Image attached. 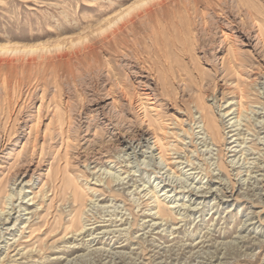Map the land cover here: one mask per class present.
<instances>
[{
	"label": "rangeland",
	"instance_id": "obj_1",
	"mask_svg": "<svg viewBox=\"0 0 264 264\" xmlns=\"http://www.w3.org/2000/svg\"><path fill=\"white\" fill-rule=\"evenodd\" d=\"M133 1L0 0V56L8 45L99 46L101 27ZM247 9L263 33L264 0L230 10V25L213 13L205 42L167 33L168 88L137 60L148 56L145 33L136 59L100 50L81 79L62 77L58 87L28 75L7 84L0 68V264H264V34ZM220 24L233 35L223 37ZM199 96L220 119V143L191 122L190 113L202 121ZM151 120L171 149L168 163L153 145ZM63 178L84 197L83 232H66L74 202L71 194L61 200Z\"/></svg>",
	"mask_w": 264,
	"mask_h": 264
},
{
	"label": "bare ground",
	"instance_id": "obj_2",
	"mask_svg": "<svg viewBox=\"0 0 264 264\" xmlns=\"http://www.w3.org/2000/svg\"><path fill=\"white\" fill-rule=\"evenodd\" d=\"M249 1L250 0H135V1L131 2L128 6L123 7V9L120 8L116 13H114V15H112L110 18H108V21L106 19H104L107 22L103 26L101 25L102 27L99 30L100 33L98 34V35H101L98 38V42L101 43V45L97 46L96 43H88V44L85 43V45L83 47H79V46L75 47L72 51H69L68 48H66V47L65 48L61 47L60 45H57L56 48L53 45V47L55 48L54 50H50V48L48 47L49 50L47 49L45 51H43L42 47H41L42 49L39 50L40 46H38V47L36 46V48H34L35 45L33 46L31 44H26L23 47L22 46L14 47L12 45H8L9 47L6 46L7 48H6V51H5L7 53V57L4 56V58H2V56H0V68L2 69V67H6L7 70H8L7 71L8 73L5 74V76H6L5 77V81L7 82V84L8 83L12 84L14 81L17 80L16 78H18L19 81H23L26 78L25 75H28L29 77H31V76L37 77L38 80H40V82L43 81V83L45 85L46 84L48 85L49 80L50 81L54 80L55 84L57 85L56 87H58L59 84H60L59 80L62 79V77H63V79L66 78L65 81H67V80H69V81L70 80H76L77 78H80L81 77L80 70H82V68H84L86 66H90L91 65V63H90L91 61H93V62L98 61V58H99V55H100L99 54L100 50H108L109 51L111 49L112 51L114 50L115 52H122L125 57L128 56V57H130V59L132 57H134L136 59V57L134 55L137 52L136 50H137L138 46H140V45L142 46V44L145 42V41L142 42V34L144 35V33H145V36L149 40V41H146V47H148V48L150 47L149 50H148V56H146V58H143V59L140 57L141 60H139V57H138L137 60L140 61L141 64H142V62L144 63L143 66H142L143 68L146 67V68L150 69V71L152 70V73H153L152 75L153 76H155V72H157L158 75L155 76L156 77L155 79H157V81H162L161 84H162L163 88H168L167 87L166 78H165L167 76L166 73H165L166 75L163 78V75H164L163 73L165 71V67L163 66L164 64L163 65L161 64L162 61L167 63V59H166V61L163 60V59L168 58V54H169V51H168L169 49H167V46H168L167 39L165 38V35L174 34L177 37H179V40L181 42H182V40H184L185 42L186 41L188 42L191 38L194 40V44H196V42L198 43L199 41L202 42L203 39H205L204 36L206 35V36L209 37L210 34H211L212 29L216 28V26L214 28L213 27L211 28V26L209 25V20H208L209 16H211L213 13L218 15V16H219V13H221V15L222 14L225 15L227 13H230V10H232L233 8H237L238 11H244L246 5L248 6ZM247 13L254 20V22L252 21L254 23V25L257 26L258 30H260V32L262 33V28L263 27H262V25L260 23V18H259L260 16L258 17V13L256 14L255 11L252 12L250 9H247ZM225 16H227V15H225ZM169 18L170 19L173 18V19H171L169 21V24H168L167 21L169 20ZM197 19L200 21V25L202 26V30H200V31L197 29V26H198L197 25L198 24L197 23L198 22ZM226 19H227V23H229V25L233 24V20H231V16L226 18ZM211 21H212V19H211ZM241 21L243 23H245L244 18L241 19ZM100 24H102L101 21H100ZM217 27L222 32L223 37L225 36L226 38L227 37L229 38L230 36L233 35V34H229V33L226 32V27L224 25L220 24ZM201 31H202V33H201ZM263 34H264V31H263L262 35ZM144 39H145V37H144ZM77 40H78V38H77ZM185 42H183L182 45L186 44ZM190 42H191V40L189 41V43ZM203 42H205V41H203ZM228 42L226 41L225 43H228ZM229 44H231V43H229ZM42 45H44V44H42ZM74 45L76 46L77 44H74ZM146 47H144V48H146ZM229 47H231V45H229ZM44 49H45V47H44ZM229 51H230V49H229ZM1 52H2V47L0 45V55H1ZM227 53H229V52H227ZM147 63H148V65H147ZM238 63L239 62H237V64ZM161 65L164 67V69H163V67H161ZM133 66L131 67L132 70H130V71H133L136 74L139 73L142 70V69H140L139 71H137V70L134 71L133 68L135 69V68H137V66L136 67H133ZM86 69H87V67H86ZM89 69H91V68L89 67ZM2 72H4V71L2 70ZM240 75H241V73H240ZM29 77H28V79H30ZM62 83H64V82H62ZM50 84H52V83H49V85ZM239 84H237V86H239ZM13 85H17V84H13ZM67 85H68V83H67ZM124 85L126 86V84H124ZM125 86H123V88ZM5 87H6V85H5ZM242 87H244V86H242ZM242 87H239L240 91H238V92H241V98L240 99H242L244 95L246 96L245 93H247V92H245L247 90L242 88ZM60 88H62V87H60ZM42 89L44 90V88H42ZM44 92H45V90H44ZM122 92L127 97V94L129 93V91H128V93H127V90H123ZM56 93H57V90H56ZM143 94H146L145 96L147 97V99H149V100L153 99L150 93L147 92V93H143ZM139 96H140V94H139ZM130 99L132 101V97H130ZM113 100H114V102H116V98L113 99ZM69 102H70V100H67V103L65 105L68 106ZM241 102H242V100H240V102L237 103L239 105L238 108L236 109L237 112H238L237 115H236L237 121L241 120V118L244 115L243 112H242L243 109L241 110V108H240L241 104H242ZM150 103H154V102L150 101ZM69 106L71 107V104H69ZM69 106H68V109H69ZM197 106H198V108L201 111L202 121H196L195 120V116L192 113H190L191 122L192 123L194 122L195 124H197V123L199 124V123L203 122V125L202 126L199 125L198 127L199 128L203 127V129H205L211 135V137H212L214 142L220 143L221 140H223V138L225 137L224 133H223L224 129H223V126L220 123V119H218V117H217V115H216V113L214 111V108L211 107V106H208L206 104V102H205V99L202 98L201 96H199V98H198ZM59 107H60V105H59ZM65 108H67V107H65ZM57 109L58 108H56V110ZM70 110L71 109H69V111ZM57 112H58V110H57ZM71 113H72V110H71ZM226 113H228V112H226ZM53 114H54L53 115V117H54L55 113H53ZM66 114H69V113L66 112ZM147 115H148V113L146 112V116ZM70 118H71V115H70ZM58 119H60V118L57 117V120ZM58 123H59V120H58ZM149 124H150V126H149L150 128L153 127L154 120L153 121L151 120L149 122ZM70 125H71V123H70ZM61 126H62V124H61ZM68 131H70V130H68ZM152 131L153 132H152L151 135L154 136V139H155L154 140L155 144H153V145L157 146V149H159L158 150V155L160 156L162 161L168 163L167 162L168 161L167 153L169 152V150L171 151V149H169V147H167V144L164 141V139L166 137L164 138L162 136V134L160 135L158 130L156 128H154V127L152 128ZM186 132H188L189 136L190 135L191 136H195L194 131L190 132L188 130ZM234 135H232V136H234ZM199 136H200V134H199ZM192 139H194V138H192ZM137 144L139 146L141 143L139 142ZM147 149H150V151L152 150L151 152H153V146H151V145L149 146L148 145ZM220 150H222V149L220 148ZM220 152L221 151H219V153ZM222 152L220 153V155L223 154ZM143 153H145V152H143ZM222 157H223V155H222ZM244 158H246V157H244ZM234 162H236V161H234ZM222 163H224V162L222 161ZM248 171H249V169H248ZM174 172H176V171H174ZM59 173H61V172H59ZM58 177L60 178V176H58ZM229 177H230V175H229ZM62 182H63L62 183V187L60 188L61 189V194L60 195L62 196L61 200L64 203L68 202V200H69V196L68 195L71 194L72 197H73V202H74V207L72 208V210H70V213H69L70 215H72V217L69 220L68 226L66 227V232H68L70 230H75V231H80L81 230L82 231L85 228V226H86V224L83 223V219H82V214H83V211H84L83 209L86 207L85 202H84V197L82 196V193L78 190L77 186L71 181L70 178L69 179L63 178ZM42 187H44V186H42ZM42 187H40V188H42ZM232 188H233V186H232ZM22 189L20 191H22ZM39 191L35 193V196L39 193ZM10 195H12V194H10ZM57 196H58V194L54 193V197L52 198V201L55 200ZM202 201H201V203H202ZM41 207H43V206H41ZM171 207H173V206H171ZM158 208H159L158 212H160V210H161V200H159V199H158ZM25 209L27 210V209H30V208L27 207ZM62 213H65V211L63 210ZM180 221H182V220H180ZM76 235H78V234H76ZM237 240H238V238H237ZM236 242L237 241H235V244H236ZM243 242H242V245L240 246V252L242 251L243 247L245 246L243 244ZM227 247H229V246H227ZM245 248H246V246H245ZM217 253H219V252H217ZM222 256H224V255H222ZM214 257L215 256H213V258Z\"/></svg>",
	"mask_w": 264,
	"mask_h": 264
}]
</instances>
